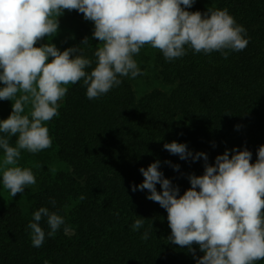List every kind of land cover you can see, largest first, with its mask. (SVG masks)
Segmentation results:
<instances>
[{"label": "trees", "instance_id": "trees-1", "mask_svg": "<svg viewBox=\"0 0 264 264\" xmlns=\"http://www.w3.org/2000/svg\"><path fill=\"white\" fill-rule=\"evenodd\" d=\"M208 8L226 9L246 29L244 50L225 59L219 52L189 49L167 61L158 49L149 57L142 47L134 59L142 68L151 59L155 79L167 89L138 93L122 77L119 86L89 100L82 81L67 86L59 114L49 121L55 159L64 167L39 176L26 213L14 203L0 207V264H195L187 248L167 241L166 210L146 198V189L132 191L130 185L142 182L139 168L154 160L180 194L190 186L188 174H202V159L180 160L164 149L165 142L203 151L209 163L225 149L231 155L233 147L247 148L254 162L264 144V0H195L188 10ZM58 21L72 31L65 48L79 45L95 59L99 41L92 36L93 23L76 10H64ZM85 37L89 43L81 44ZM41 206L64 216L68 232L62 227L46 235L37 248L27 225ZM137 218L144 225L133 231ZM40 223L47 233L43 218ZM145 230L147 240L141 239ZM193 248L197 257L203 255Z\"/></svg>", "mask_w": 264, "mask_h": 264}, {"label": "clouds", "instance_id": "clouds-1", "mask_svg": "<svg viewBox=\"0 0 264 264\" xmlns=\"http://www.w3.org/2000/svg\"><path fill=\"white\" fill-rule=\"evenodd\" d=\"M194 2L0 0V100L12 102L10 114L0 119V186L14 197L36 185L31 168L19 165L21 152L35 154L51 146L46 125L59 114L58 102L65 97L67 85L82 81L89 100L102 97L119 86L122 77L143 74L134 57L146 44L167 61L185 56L189 49L219 52L227 59L230 52L246 48V29L226 9L189 11ZM64 10H76L93 23L92 36L99 41L95 59L86 57L79 45L62 51L50 42L36 46L57 33ZM88 43L87 37L81 42ZM163 147L180 160H203L202 174H188L190 186L182 194L164 176L159 160L140 167L142 182L130 185L132 191L146 189V198L166 210L171 230L167 241L187 248L195 264L264 260V144L257 148L254 162L247 148L233 147L231 155L225 149L209 163L205 152H193L184 143L173 140ZM166 163L179 170L178 164ZM51 203L55 205L54 200ZM143 225L144 219L137 218L131 228L137 231ZM62 227L67 233L64 216L39 207L27 225L32 246L41 247L46 235L52 237ZM148 238L145 230L141 239ZM193 245L203 255L197 257Z\"/></svg>", "mask_w": 264, "mask_h": 264}, {"label": "rangeland", "instance_id": "rangeland-1", "mask_svg": "<svg viewBox=\"0 0 264 264\" xmlns=\"http://www.w3.org/2000/svg\"><path fill=\"white\" fill-rule=\"evenodd\" d=\"M71 29L65 25H62L61 23L58 24V31L57 33L52 36L51 38H43L41 41L37 42L36 46H39L41 43H53L59 50H64L65 46L68 44V40L71 36ZM143 52L151 57V54L156 49L152 48L151 46L147 45L146 47H143ZM152 60L149 59L147 62L146 67L142 68L141 63L138 62V66L142 70V75H139V77L136 78H130L131 81L134 82V86L136 88V91L138 93H142L143 91L150 90L155 87L159 88H166L167 86L161 84L157 79H155L154 72L152 70L151 65ZM2 86V85H0ZM68 86V85H67ZM66 86V87H67ZM59 105H61L62 101L58 102ZM12 102L10 100H0V119L6 118L12 108H11ZM27 111V109H26ZM48 130L49 128V121L47 122ZM55 148L51 144V146L47 149H44L38 153H28L27 151L21 152V157L19 159V165L22 167H29L33 171L35 178H36V184L39 176L47 172V170H56L61 169L64 167V165L60 164L55 158ZM36 188V185L34 186H27L22 193H17L14 197H12L6 189H4L2 186H0V207H3L5 204L8 203H14L19 205L23 211L26 213L28 211L29 205L31 203V190L33 191Z\"/></svg>", "mask_w": 264, "mask_h": 264}]
</instances>
